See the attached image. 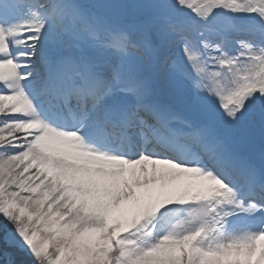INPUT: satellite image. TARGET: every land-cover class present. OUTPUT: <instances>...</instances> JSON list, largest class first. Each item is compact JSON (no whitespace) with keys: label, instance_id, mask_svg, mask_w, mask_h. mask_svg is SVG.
Masks as SVG:
<instances>
[{"label":"snow or ice","instance_id":"6c2138e0","mask_svg":"<svg viewBox=\"0 0 264 264\" xmlns=\"http://www.w3.org/2000/svg\"><path fill=\"white\" fill-rule=\"evenodd\" d=\"M0 189L35 264H264V0H0Z\"/></svg>","mask_w":264,"mask_h":264},{"label":"bare ground","instance_id":"6f19581e","mask_svg":"<svg viewBox=\"0 0 264 264\" xmlns=\"http://www.w3.org/2000/svg\"><path fill=\"white\" fill-rule=\"evenodd\" d=\"M70 152H72L76 157H78L79 155H82L81 153H79L76 150H72ZM55 155H61V153H58V154H55ZM55 165L58 166V167H61L64 170H66V174L62 177V180L64 181V184L72 185L74 183L80 182L81 180L78 178L79 175L80 176L83 175L84 178H86L88 176L87 174L84 173V168L81 167L78 164H73L71 166H61L60 164H58V165L55 164ZM98 174L100 176H102L101 173H97L96 175H98ZM21 191H28V190L24 189V188H21ZM42 193H43L42 191L39 192V194H42ZM96 194L101 196V197L105 196V194H106V185L104 183H101L100 186L97 188ZM50 209H51V205H49V210ZM45 215L47 216V213Z\"/></svg>","mask_w":264,"mask_h":264},{"label":"rangeland","instance_id":"374dc122","mask_svg":"<svg viewBox=\"0 0 264 264\" xmlns=\"http://www.w3.org/2000/svg\"><path fill=\"white\" fill-rule=\"evenodd\" d=\"M51 174H52V172H51ZM43 185H37V187L38 188H43L42 187ZM28 189H32V186L30 187V188H28ZM47 189V190H46ZM39 190L40 189H38L37 190V193L39 192ZM43 190H45V191H43V193L42 194H39V197L40 198H42V197H44V195L46 194V193H48V192H50V188H49V186L47 187V188H45V189H43ZM46 216V215H45ZM48 223V221L47 220H45V224H47ZM12 229H9V230H6V231H4L3 233H0V238H3V240H5V241H9V240H12L13 241V243L10 245V247L11 248H13L14 250H19L21 247L20 246H18L19 244H20V241L18 240V239H16V238H14L12 235H10L11 233H14V228L13 227H11ZM0 243H3V241H0ZM6 243V242H5ZM24 250V249H23ZM28 254H30L29 252H28ZM17 259H14L13 260V262H15Z\"/></svg>","mask_w":264,"mask_h":264}]
</instances>
